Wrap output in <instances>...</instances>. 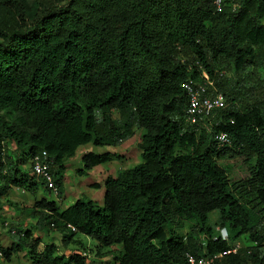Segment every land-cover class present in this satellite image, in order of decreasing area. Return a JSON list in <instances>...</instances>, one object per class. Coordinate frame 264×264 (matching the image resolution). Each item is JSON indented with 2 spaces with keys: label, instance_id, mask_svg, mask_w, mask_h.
<instances>
[{
  "label": "trees",
  "instance_id": "trees-1",
  "mask_svg": "<svg viewBox=\"0 0 264 264\" xmlns=\"http://www.w3.org/2000/svg\"><path fill=\"white\" fill-rule=\"evenodd\" d=\"M263 18L264 0L218 12L211 0H0V210L20 189L33 198L35 231L59 237L39 248V237L17 230L0 264L18 252L29 264H89L76 235L112 264H186V254L212 257L244 236L250 246L213 264H264ZM201 70L225 103L209 132L184 116L182 83L199 82ZM134 130L140 162L105 177L101 206L36 198L51 192L32 157L46 155L61 199L78 148H115ZM120 160L85 152L74 173ZM182 219L192 221L184 233ZM216 228L227 241L212 239Z\"/></svg>",
  "mask_w": 264,
  "mask_h": 264
},
{
  "label": "rangeland",
  "instance_id": "rangeland-1",
  "mask_svg": "<svg viewBox=\"0 0 264 264\" xmlns=\"http://www.w3.org/2000/svg\"><path fill=\"white\" fill-rule=\"evenodd\" d=\"M262 21L264 23V18ZM225 75L228 79L231 78L230 73H227ZM112 117L116 118L117 116L115 113H112ZM139 133V130H134L133 136L129 140H127L123 146L117 148H97L91 145H87L85 147H87L86 150H89L88 152H92L94 154L115 151L122 155L123 161H115L111 165L122 170L129 169L140 162V159L138 157V151L136 149V145L139 142ZM11 151L12 146L8 145L9 154L11 153ZM82 153V150H76L74 156L70 158L71 160H69V162H66V165L68 166L66 167V171L64 173L61 201H58L57 198H55L51 193L43 192V197L47 200H53L57 204L60 202V208L67 207L68 205L72 204L77 198H86L95 202L96 205L101 206L102 190L98 192L97 188L88 187V189L85 188L83 185H78L80 181H86L84 175L81 177H77L74 173L76 169L81 168L79 157L82 155ZM23 167L25 169L28 168L27 162ZM95 179L96 177L89 178L90 182H95ZM96 193L100 197H97ZM74 196H76V198ZM1 201L2 208L0 210V245L2 247H8L9 245L15 243V239H13L12 236L16 235L17 230H28L31 232V235L35 237L40 235V233L38 231H35V229L33 228L34 221L28 216V209L31 207L33 201V198L31 196L24 193L20 189H14L11 191V193L8 194L7 198L1 199ZM216 217L217 214L215 211L209 213L207 217V225L211 227L212 230H214L213 224L216 220ZM191 223L192 221L182 219V227L178 231L184 233L185 231H187V227ZM42 232L43 233L41 234H44V231ZM47 234L48 232H45V234L41 235L40 238L42 239V237L46 236ZM51 237L53 236L50 235L48 238L51 239ZM74 238L80 240L83 247L79 249V252H83L87 255V263L89 262V264H112L111 260L106 255H102L101 257L94 256V249L96 244L93 241L89 240L88 238L82 235H76ZM49 239H45L44 242L43 240H41L39 248H41L42 245H44L45 243H48ZM232 243H237L239 247H248L251 245L247 241V238L244 236L235 239ZM69 248L74 250L76 248L77 250L79 247L75 246L74 248V246H69ZM59 251L63 253L62 249H59ZM23 258V253L18 252L17 256H11V262L9 264H27L25 263V260Z\"/></svg>",
  "mask_w": 264,
  "mask_h": 264
},
{
  "label": "built area",
  "instance_id": "built-area-1",
  "mask_svg": "<svg viewBox=\"0 0 264 264\" xmlns=\"http://www.w3.org/2000/svg\"><path fill=\"white\" fill-rule=\"evenodd\" d=\"M239 0H211L215 11H220L222 7H230L232 10L236 8V2ZM198 64L194 62V66ZM190 67H188V70ZM220 75L225 76L224 73ZM199 82L188 77L182 83V90L185 93L186 104L184 109L185 120L188 124L195 127H201L206 132L210 131V119L215 111L222 109L225 106L224 97L221 93L213 90V93L208 92L212 88V83L204 71L199 72ZM215 141L219 145L229 144L228 137L225 133H217L214 135ZM30 170L36 176L42 179L46 189L50 190L51 194L56 198V188L52 183L51 174L46 161V155L42 152L40 155L32 157L29 161ZM70 230L71 227L67 226ZM217 238L220 241H227L228 233L224 228H216ZM240 248L238 244L232 243L230 250L222 252L212 257L193 256L191 254L185 255L186 264H213V261L227 254H234Z\"/></svg>",
  "mask_w": 264,
  "mask_h": 264
},
{
  "label": "crops",
  "instance_id": "crops-1",
  "mask_svg": "<svg viewBox=\"0 0 264 264\" xmlns=\"http://www.w3.org/2000/svg\"><path fill=\"white\" fill-rule=\"evenodd\" d=\"M129 142V141H128ZM125 144V142H123L122 144H120L118 147H120V146H123ZM87 146V145H86ZM80 148H82V149H80ZM80 148H78V150H82V154H84L85 153V151L86 152H88L89 150H86L87 149V147H80ZM117 148V147H116ZM112 153H116V154H118V155H121V154H119V153H117V152H115V151H113ZM122 156V155H121ZM81 157V156H80ZM80 157H79V160H80ZM69 160H71V159H69ZM69 160H68V162H69ZM120 161H123V160H120ZM115 161H113V162H110V163H108V164H105V165H100V166H96V167H94V168H92L91 170H89V171H86V173H85V180L86 181H80L79 183H78V185L79 186H81V185H83L85 188H88V187H90L92 184H96L97 186H98V188H97V191L99 192L100 190H102V192H103V188H102V182H103V180L105 179V177H107V176H110V177H114L115 176V174L117 173V171H119V170H122V169H120V168H116V167H113L111 164L112 163H114ZM68 165H66V167H67ZM90 177H92V178H94V177H96V179H95V182H90V180H89V178ZM63 179H64V177H63ZM83 182V183H82ZM63 183V182H62ZM89 189V188H88ZM12 190H14V189H12ZM10 193H11V191H10ZM93 194V193H92ZM43 193H38L37 195H36V198H44L43 197ZM96 196L97 197H100V196H98V194L96 193ZM75 198H76V196H74ZM46 199V198H45ZM62 199V198H61ZM61 199H58L57 198V200L59 201H61ZM75 201V200H74ZM101 202H102V196H101ZM60 203V202H59ZM59 203H58V205H59ZM69 206V205H68ZM59 208H60V206H59ZM66 208V207H65ZM60 209H64V208H60ZM41 235H44V234H41V232H40V235H38L37 237H41ZM53 236V237H51V239H49L48 237L49 236ZM45 239H49V242L51 241V242H53L54 244H56V245H58V242H59V237H58V235L57 234H55V233H53V232H48V234L46 235V236H44V237H42V239L40 238V240H43V242L45 241ZM48 242V243H49ZM45 244H47V243H45ZM25 263H27V262H25ZM27 264H29V263H27Z\"/></svg>",
  "mask_w": 264,
  "mask_h": 264
}]
</instances>
